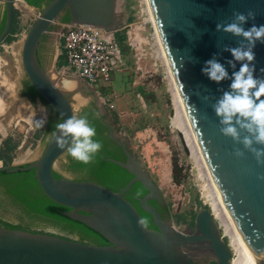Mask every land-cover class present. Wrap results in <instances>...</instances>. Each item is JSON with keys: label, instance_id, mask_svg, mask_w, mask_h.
Listing matches in <instances>:
<instances>
[{"label": "water", "instance_id": "1", "mask_svg": "<svg viewBox=\"0 0 264 264\" xmlns=\"http://www.w3.org/2000/svg\"><path fill=\"white\" fill-rule=\"evenodd\" d=\"M145 3L191 133L233 221L243 250L242 263L264 264V165L258 164L242 144L235 143L219 130V118L211 105L224 90H228L231 80L218 84L202 73L205 61L212 59L214 54L230 76L239 70L240 62H236L235 69L228 65L227 61L233 57L224 48L237 47L242 37L217 31L216 25L230 22L234 11L246 14L249 10L256 13V18L248 20L244 27L264 25V0H145ZM117 6L116 0H47L24 33L19 49L24 77L37 96L57 115L58 123L75 116V112L66 93L52 80L50 70L42 67L38 60L42 35L52 23L59 21L64 10L68 20L61 24L120 30L124 21ZM3 9L0 45L11 27L13 0H3ZM254 52V75L264 77L260 71L264 68V43L257 42ZM51 71L56 72L54 61ZM64 76L69 83L66 88L78 86L74 78ZM99 114H103L101 109ZM107 128V136L119 146L124 158L107 157L104 160L131 175L116 190L91 180L52 176L55 161L67 149L57 147L53 136L55 127L37 158L26 164L5 162L0 167V171L9 173L33 169V178L44 195L68 208L63 215L81 222L107 244L96 245L39 231L0 226V264H199L193 259L202 256L215 264H228V246L208 207L197 208L192 227L186 226L182 230L175 228L170 218H160L156 208L149 203L159 198L158 186L130 150L128 137L112 127ZM177 134L187 153L180 133ZM235 148L243 150L245 155L235 156ZM135 182L146 190L142 196L135 197L138 208L148 214L156 229L146 227L137 208L123 197Z\"/></svg>", "mask_w": 264, "mask_h": 264}, {"label": "rangeland", "instance_id": "2", "mask_svg": "<svg viewBox=\"0 0 264 264\" xmlns=\"http://www.w3.org/2000/svg\"><path fill=\"white\" fill-rule=\"evenodd\" d=\"M117 1H119V10L123 13L124 23H128L126 22L128 16L131 17V21L139 20L142 17L140 15L141 0ZM37 12L38 9L26 6L23 15L17 17L19 25L24 31H19L14 40L2 42L0 45V95L2 96L0 125L4 127L5 131L4 136H2L3 133L0 130V141L9 137L12 141L17 142L15 149L11 152L10 163L13 164H25L37 158L45 144L46 137L50 134L51 122L57 121V115L46 103L43 102L42 104L36 98L30 103L17 93L21 81L25 78L19 60L21 39L31 21L36 17ZM58 22L52 23L51 29L45 33L48 38L46 48L41 54L42 63L45 69L50 70L54 83L69 97L74 112H76L80 106L85 105L90 100L93 94L91 90L97 95L100 89L85 84L78 77L71 75L68 76L78 81L77 87L69 89L61 84L58 76L64 78L66 74L59 72V68L55 65L59 51ZM123 37V30L121 29L118 35L120 43H123ZM122 52L124 53H122L123 69L111 75V84L116 95L114 107L109 109L102 105L99 108L105 114V120L111 124L115 131L121 132L124 137L132 138V141H129V147L158 186L161 198L169 204L170 214L175 213L185 217L177 224L170 218L173 226L182 230L187 226L186 221L194 210L195 200L198 199L201 202L207 196L205 193L207 192L208 179L201 173L198 164L191 157L188 147L187 153L182 149L180 137L177 134L178 130L172 124V117L174 116L173 92L172 89H169L167 78L161 76V66L159 64L151 66V60L144 58L142 66L144 69H149L152 75L148 76L147 73L139 75L138 72L135 74L131 54L126 48ZM53 61L55 73L51 71ZM11 83L13 84L12 89L7 88V85ZM138 86L143 87V91L146 93L145 98L138 93ZM101 89L100 94L105 97L109 91ZM94 102L95 105L96 103L99 104L97 98H94ZM18 106L25 107L26 111L33 114L30 123L15 120L14 115ZM39 109L43 110L44 115H41ZM23 114L25 113L21 112L18 116L22 118ZM41 119L46 120L43 128L36 126L37 121ZM173 156L177 158L178 163L183 168L181 173L184 174V178L179 183L172 180L170 173V161ZM61 158L62 155L55 161L54 169H59L58 165ZM60 174L80 180V178H73V174L69 172L60 171ZM0 220L19 225L22 230L39 231L87 243L86 238H80L73 232L63 230L59 224L45 217L27 214L9 196L4 194L1 186ZM222 239L228 246L231 259L235 256V252L230 245V239L227 237ZM204 257L207 256L195 260L198 261Z\"/></svg>", "mask_w": 264, "mask_h": 264}, {"label": "trees", "instance_id": "3", "mask_svg": "<svg viewBox=\"0 0 264 264\" xmlns=\"http://www.w3.org/2000/svg\"><path fill=\"white\" fill-rule=\"evenodd\" d=\"M46 1L47 0H24L27 5L32 6L36 9H40ZM2 20L4 22V12ZM67 20V11L64 10V12L59 16V21L65 23L67 22ZM130 21L131 17L128 16L126 18V22ZM20 28L21 26L19 25L17 19V12L13 10L9 33L2 42H10L14 40L16 34L20 31ZM119 31L121 30L115 32V38L118 41H120L118 38ZM121 50L125 51V47L123 44H121ZM63 64L64 59L62 55L57 56V60L55 62L56 67H60ZM21 84L23 86L24 93L28 92L31 93V95L36 94L34 89L27 83L25 78L21 81ZM137 90L141 96H144V98L146 97V93L143 91V87L138 86ZM75 117H87L90 124L96 129V136L94 137V139L102 143V149L94 156L90 164H83L74 160L68 154L66 149L62 154V158L60 159L58 165L59 169H52V176L54 178H59L61 176L60 171H64L72 173L73 178L76 177L80 179L91 180L110 190H116L117 188L122 187L131 177V175L128 174L124 169L120 168L118 165L104 160V158L107 157L120 160H123L124 158V155L119 146L116 145L115 142H113L107 136V126L104 124L105 114L99 115L96 112L95 107L91 103H86L85 105H82L77 109V111L75 112ZM58 121L59 118L57 117V121L55 123L51 122L50 133L52 132ZM16 145L17 142L12 141L9 137L3 138L0 141V160H2L3 165L5 162H11V152L15 149ZM182 169L183 168L178 163L177 158L173 156L170 161V173L172 180L175 183H179L184 178V174L181 173ZM0 186L2 187V191L4 192V194L9 196L10 199L13 202L17 203L27 214L45 217L50 221L59 224L63 230L73 232L80 238H86L87 243L96 245L107 244L104 238H102L99 234H97L81 222L72 220L63 215L62 212L66 211L68 208L53 202L44 195L35 179L33 178V169L21 172L17 171L13 173L0 171ZM145 192L146 190L138 182H135L128 190L124 192L123 197L130 201L137 208L139 214H141L142 216L141 218L144 221L145 226L150 227L151 221L148 214L142 212L138 208L137 201L135 200V196L140 197ZM149 203L156 208L159 217L165 216L167 218H172L175 224L179 223L185 218L183 215L175 213L170 214L169 204L163 201L160 195V191L159 198L156 200H150ZM201 206L206 207L205 205L201 204L200 200L196 199L194 202V210L190 213L189 218L186 221L187 226L192 227L194 213L196 209ZM0 226L9 229H22V227H20L19 225H15L3 220H0ZM213 264L215 263L213 262Z\"/></svg>", "mask_w": 264, "mask_h": 264}, {"label": "clouds", "instance_id": "4", "mask_svg": "<svg viewBox=\"0 0 264 264\" xmlns=\"http://www.w3.org/2000/svg\"><path fill=\"white\" fill-rule=\"evenodd\" d=\"M255 18L256 13L252 10L246 14L234 11L230 22H219L216 25L217 31L242 37L237 47L224 48L233 57L227 61L228 65L235 69L236 62H240L239 70L233 71L230 76L224 64L214 54L212 59L205 61L202 73L218 84L226 79L231 80L228 90H224L211 105L219 118V130L224 136L231 137L235 143L242 144L244 149L253 154L258 164L264 165V147L256 146H264V77L254 75V48L257 42L264 43V25L253 24L247 29L244 27L248 20ZM260 71L264 73V68ZM45 123L46 120L41 119L36 126L43 128ZM53 136L58 148L67 147L68 154L83 164H90L102 149V143L94 139L96 129L87 117L71 116L64 122L57 123ZM234 155L243 157L245 152L235 148Z\"/></svg>", "mask_w": 264, "mask_h": 264}, {"label": "built area", "instance_id": "5", "mask_svg": "<svg viewBox=\"0 0 264 264\" xmlns=\"http://www.w3.org/2000/svg\"><path fill=\"white\" fill-rule=\"evenodd\" d=\"M142 7L140 8L139 20L124 23L121 29L123 30V43H120L115 38L116 31H106L104 29L86 25V24H61L58 31L59 51L58 56L62 55L64 64L59 68V72L66 75L76 76L83 79L88 85L108 90V94L104 97L97 93L98 98L103 106L112 109L116 95L111 84V75L123 69L124 59L121 50V44L131 54L132 64L134 65L135 74L139 75L147 73L152 75L149 69H144L142 61L144 58L151 60L150 65L161 66V76L167 78V66L164 56L158 55L157 51L161 49L152 21L148 22L146 17L150 15L147 5L141 0ZM26 7L24 0H13V10L17 12V17L23 15ZM141 25L142 36L145 41L146 51L139 50L141 46L140 40L136 33H132L130 28L132 25ZM120 29V30H121ZM24 29L21 27L20 32ZM118 31V30H117ZM162 51V50H161ZM123 53V54H122ZM3 166L0 160V167ZM201 204L208 207L213 220L215 221L220 235L226 238L223 225L216 216L218 209L213 208L210 197L206 196L201 200ZM228 239V237H227Z\"/></svg>", "mask_w": 264, "mask_h": 264}, {"label": "bare ground", "instance_id": "6", "mask_svg": "<svg viewBox=\"0 0 264 264\" xmlns=\"http://www.w3.org/2000/svg\"><path fill=\"white\" fill-rule=\"evenodd\" d=\"M142 1L145 2V0H142ZM116 4L119 5V1L116 0ZM27 6H29V5H27ZM29 7H31V6H29ZM116 9L119 10V6H117ZM146 9L148 10V7ZM148 12H149V10H148ZM146 20L148 22L152 21L150 15L146 17ZM141 27L142 26L139 24L138 25H132L130 28V31L132 33L137 34V37L139 38L138 40H140V43H141L139 50L142 52H145L146 46H145V41L143 40ZM157 54L159 56L163 55L161 49L157 51ZM58 78H59V80L63 86L64 85L69 86V83L67 82V78H65V77L62 78L60 76H58ZM167 80L169 83V89H172V92H173L172 102L174 105L173 106L174 107V116L172 117V124H173V126L176 127V129L180 133L184 145L186 146V148L188 147L190 155L195 160V162L198 164L201 173L205 176V178L208 179L207 185H206V189H207L206 191L207 192L206 193L204 192V193L210 197V202H211L213 208L218 209V213L216 216L219 218L221 224L223 225L224 231H225L227 237L230 239V245L233 247V250L235 252V256L229 260L228 264H243L242 260H241V258L243 256V250H242L240 243L238 241L233 221L231 220L226 209L224 208L222 200L220 198V194H219L217 188L215 187L212 179L210 178V176L207 172L205 164L202 160V157L200 155V152L198 150V147L196 145L194 137L191 133V130H190L189 125L187 123V120L185 118L182 106L179 102V99H178L176 90L174 88V85H173L169 71H167ZM7 86H8L7 88L12 89L13 84L11 83L10 85H7ZM1 97L2 96L0 95V111H1V107H2V98ZM32 117L33 116L31 114H23L22 115V119L28 123H30V121L32 120ZM3 128L4 127H2L0 125V130H2V133L4 135L5 131Z\"/></svg>", "mask_w": 264, "mask_h": 264}, {"label": "flooded vegetation", "instance_id": "7", "mask_svg": "<svg viewBox=\"0 0 264 264\" xmlns=\"http://www.w3.org/2000/svg\"><path fill=\"white\" fill-rule=\"evenodd\" d=\"M27 6V5H26ZM58 25H59V27L58 28H60V26H61V22L59 21L58 22ZM51 29V26L48 28V30H50ZM47 34H44V35H42V37H41V39H40V42H39V46H38V52H37V55H38V59L40 60V62L42 63V51L46 48V42H47ZM58 44H59V38H58ZM57 59V58H56ZM55 62H56V60H55ZM21 90H22V92H21ZM92 91V97L90 98V100H88L87 101V103H91L94 107H95V109H96V112L99 114V107L101 106L102 107V104H101V102H100V100H99V98H98V96L96 95V94H94V91L93 90H91ZM17 93H18V95L20 96V97H22L23 99H26L28 102H30V103H32L34 100H35V98L36 99H38L39 100V102L40 103H42L43 104V101L36 95V94H32L31 95V93H28V92H25L24 93V90H23V86H22V84L20 83V86H19V89H18V91H17ZM68 97V96H67ZM69 98V97H68ZM94 98H97L98 99V101H99V104L98 103H96V105H95V102H94ZM45 103V102H44ZM40 110V113H41V115H44V112H43V110L42 109H39ZM25 113V114H31L32 116H33V114L31 113V112H28V111H26L25 110V107H23V106H18L17 107V110H16V114L14 115V118H15V120H22V121H24V122H26L25 120H23L22 118H20L19 116H18V114L19 113ZM100 115V114H99ZM103 115V114H102ZM26 123H28V122H26ZM104 124L107 126V127H112L111 126V124L108 122V121H106V120H104ZM108 129V128H107ZM1 133V132H0ZM2 136H4L3 134H1ZM19 148V147H18ZM135 197H137V196H135ZM140 216H141V214H140ZM142 217V216H141ZM160 218H166L165 216H161ZM148 228H153V229H156V227L151 223V226L150 227H148ZM206 260V261H203V260ZM193 262H195V263H199V264H213V261L211 260V259H209V258H207V257H204L203 259H199L198 261H196L195 259H193Z\"/></svg>", "mask_w": 264, "mask_h": 264}, {"label": "crops", "instance_id": "8", "mask_svg": "<svg viewBox=\"0 0 264 264\" xmlns=\"http://www.w3.org/2000/svg\"><path fill=\"white\" fill-rule=\"evenodd\" d=\"M27 7H29V6H27ZM32 7V6H31ZM3 12H4V9H3V0H0V29H2V25H3V20H2V18H3ZM39 62H40V60H39ZM53 63V62H52ZM40 64L42 65V67H44V65H43V63H41L40 62ZM51 68H52V66H51ZM49 136V135H48ZM48 136L46 137L47 139H48ZM47 139H46V141H47ZM45 141V142H46ZM129 141L131 142L132 141V138H130V137H128V145H129ZM130 148V147H129ZM131 150V149H130ZM132 151V150H131ZM133 152V151H132Z\"/></svg>", "mask_w": 264, "mask_h": 264}]
</instances>
